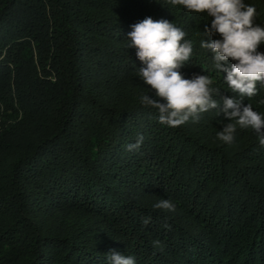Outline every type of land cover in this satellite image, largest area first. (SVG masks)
<instances>
[{
	"label": "trees",
	"instance_id": "1",
	"mask_svg": "<svg viewBox=\"0 0 264 264\" xmlns=\"http://www.w3.org/2000/svg\"><path fill=\"white\" fill-rule=\"evenodd\" d=\"M246 2L264 23V0ZM163 3L0 0V264H108L112 251L136 264H264L255 132L237 128L228 145L223 113L169 128L139 102L154 90L127 34L148 16L193 41L184 78L209 75L214 98L236 95L200 47L210 18ZM260 100L264 88L242 104L264 115ZM161 199L176 211L155 209Z\"/></svg>",
	"mask_w": 264,
	"mask_h": 264
},
{
	"label": "clouds",
	"instance_id": "2",
	"mask_svg": "<svg viewBox=\"0 0 264 264\" xmlns=\"http://www.w3.org/2000/svg\"><path fill=\"white\" fill-rule=\"evenodd\" d=\"M158 2V0H157ZM182 7L184 11L201 14L209 20L205 26L200 47L211 53L214 68L226 73L223 78L233 98L220 95V88H214V79L209 75H193L186 79L181 69L191 61L194 43L187 39V32L167 19L154 20L145 17L131 25L127 34V48L135 49L141 62L137 76L155 98L143 94L141 105L158 111V122L169 128H178L189 122L198 123L202 114L216 110L230 121L216 133L217 138L228 145L235 140L239 129L255 132L261 148H264V115L254 111L252 105L242 104L247 98L255 97L259 88H264V23H257L260 11L246 0H164L163 6ZM206 41L205 37H215ZM231 61V63H229ZM259 85V88H258ZM163 102H160V101ZM264 104V100L259 101ZM143 135L135 143L126 145L127 151H138L143 144ZM155 209L176 211L170 199H161L153 205ZM145 225L149 219L143 221ZM160 247L161 242H153ZM108 264H136L134 257L112 251L107 254Z\"/></svg>",
	"mask_w": 264,
	"mask_h": 264
}]
</instances>
